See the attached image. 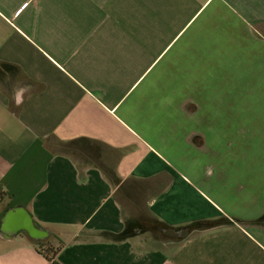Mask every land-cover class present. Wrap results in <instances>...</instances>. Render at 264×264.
<instances>
[{"label": "crops", "instance_id": "1", "mask_svg": "<svg viewBox=\"0 0 264 264\" xmlns=\"http://www.w3.org/2000/svg\"><path fill=\"white\" fill-rule=\"evenodd\" d=\"M0 193V264H264V0H0Z\"/></svg>", "mask_w": 264, "mask_h": 264}, {"label": "trees", "instance_id": "2", "mask_svg": "<svg viewBox=\"0 0 264 264\" xmlns=\"http://www.w3.org/2000/svg\"><path fill=\"white\" fill-rule=\"evenodd\" d=\"M1 200H2V194L0 193V202H1ZM45 246L46 245L43 244V243H38L39 250L42 251L43 253H45L46 255H49V253H55L56 250L54 249V247H49L48 246L47 248H49V249L46 251L44 249Z\"/></svg>", "mask_w": 264, "mask_h": 264}, {"label": "water", "instance_id": "3", "mask_svg": "<svg viewBox=\"0 0 264 264\" xmlns=\"http://www.w3.org/2000/svg\"><path fill=\"white\" fill-rule=\"evenodd\" d=\"M25 227H26V229L32 234V235H34V236H40V232L37 230V229H35L33 226H32V224L31 223H27V224H25L24 225ZM39 232V233H38Z\"/></svg>", "mask_w": 264, "mask_h": 264}, {"label": "rangeland", "instance_id": "4", "mask_svg": "<svg viewBox=\"0 0 264 264\" xmlns=\"http://www.w3.org/2000/svg\"><path fill=\"white\" fill-rule=\"evenodd\" d=\"M184 151H186V150H184ZM190 151H191V150H189V152H190ZM192 153L197 154V151H196V152H192ZM54 248H56V247H54ZM44 249L47 251L49 248L46 249V247H44Z\"/></svg>", "mask_w": 264, "mask_h": 264}]
</instances>
